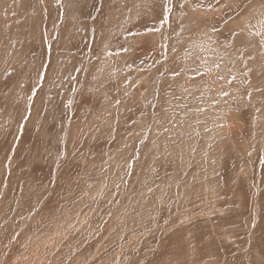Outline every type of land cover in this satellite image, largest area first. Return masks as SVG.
Masks as SVG:
<instances>
[{"label": "rangeland", "instance_id": "1", "mask_svg": "<svg viewBox=\"0 0 264 264\" xmlns=\"http://www.w3.org/2000/svg\"><path fill=\"white\" fill-rule=\"evenodd\" d=\"M0 264H264V0H0Z\"/></svg>", "mask_w": 264, "mask_h": 264}, {"label": "snow or ice", "instance_id": "2", "mask_svg": "<svg viewBox=\"0 0 264 264\" xmlns=\"http://www.w3.org/2000/svg\"><path fill=\"white\" fill-rule=\"evenodd\" d=\"M171 12V9L170 8H168V7H165L164 8V13L165 14H168V13H170ZM168 22V17H167V15H165L162 19H161V21H160V23H161V25H163V24H165V23H167ZM146 32H153V31H158V29H154V28H148V29H146L145 30ZM127 49H125V51H126ZM174 74H177V73H174ZM42 78V77H41ZM233 79H234V77H233ZM227 93H225V95H226Z\"/></svg>", "mask_w": 264, "mask_h": 264}]
</instances>
